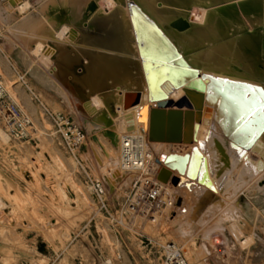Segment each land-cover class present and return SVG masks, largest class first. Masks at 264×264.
Segmentation results:
<instances>
[{
  "label": "rangeland",
  "instance_id": "1",
  "mask_svg": "<svg viewBox=\"0 0 264 264\" xmlns=\"http://www.w3.org/2000/svg\"><path fill=\"white\" fill-rule=\"evenodd\" d=\"M193 3L190 11L199 6V3ZM83 5L82 2L78 4L79 7ZM56 6V0H0V97L17 104L35 124L31 138L17 140L4 127L0 112V264H48L49 244L59 242L65 248L66 242L71 240V233L81 227L95 210L90 188L83 181L81 162L95 178L102 179H107L108 171L116 169L118 164L119 151L108 132L113 124L119 128L120 119H106V116L113 115L111 106L116 102L112 97L100 98L107 94L118 96L123 92L124 87L116 80L119 66L115 67V71L103 74L93 72L91 57L84 53V59L80 58V52L74 45L82 37V32L99 36V31H95L98 27L86 24L83 14L78 22L66 15L63 20L57 21L54 16ZM63 6L68 7L64 3ZM263 7L264 2L258 8L261 18L255 20L254 13L253 17L250 16L256 28L245 50L252 55L251 60L254 56L258 57L264 66ZM231 21L225 22V31L233 29ZM64 23L78 28L80 34L73 38L67 30L65 36L52 38L49 33H44L57 28L60 30ZM175 38L190 54L205 52L209 48V44L204 43L206 39L198 42L200 44L192 42V45L190 40L179 35ZM54 40L66 43L69 56H58L59 48ZM133 41L137 54L151 44L150 36L136 28ZM39 46L44 50L39 51ZM107 46L111 48L102 52L116 54L115 62L125 59L120 50L113 49L112 44ZM230 53L235 58L237 56L238 59L233 61L236 64L245 59L233 50ZM185 54L180 51L179 58L190 63ZM132 58L129 56L126 60L131 61ZM53 61L58 66L51 68ZM195 64L206 68L205 63L196 61ZM257 79L264 87V76L257 74ZM74 82H78L80 91H74ZM144 88L139 85L135 89L139 98L147 91ZM94 98L100 99L99 102H95ZM174 99L168 101L169 107ZM154 105L150 104L151 107ZM49 112L69 114L85 129L87 143L77 157L66 152L60 143ZM136 120H133V126ZM124 125V130L130 128L127 122ZM216 137L213 132L209 139L211 159L199 176L193 179L204 188L200 190V185L192 179L179 178V184L177 182L172 188L182 200L185 199L178 215L175 218L167 215L154 227L140 220L137 224L145 225L146 233L162 241H174L181 245L187 252L189 264H264V155L253 154L249 147L246 157L239 158L235 149L231 148V162L228 167L223 166L224 162L211 142ZM174 148L171 154L180 153L176 146ZM98 150L101 163L97 162L94 154ZM181 153L190 152L185 150ZM97 163L101 164V168ZM227 176L233 183L224 192L217 191L221 188L222 179ZM128 180L121 184L119 192L115 191V196L117 192L122 196L128 195ZM63 186L70 190L71 195H78H74V199L61 195ZM217 194L222 202H217ZM105 235L108 239L107 231ZM214 237H222L226 241L228 253L225 258L214 255L210 244V239ZM123 239L128 243L134 237L127 232ZM87 253L86 244L74 243L60 264H73L75 256ZM131 261H123L122 264H136Z\"/></svg>",
  "mask_w": 264,
  "mask_h": 264
},
{
  "label": "bare ground",
  "instance_id": "2",
  "mask_svg": "<svg viewBox=\"0 0 264 264\" xmlns=\"http://www.w3.org/2000/svg\"><path fill=\"white\" fill-rule=\"evenodd\" d=\"M103 1L105 2L56 0L54 16L57 21L63 20L65 15L77 20L83 14V21L86 24L93 25L94 28L98 27L95 31H99V36L85 35L82 32V37L74 45L76 49L82 50L91 57L90 67L93 72L98 71L103 74L115 71V67L117 69L119 66L116 80L118 85L124 87L123 92L118 96L107 94L100 98L115 99L116 103L111 106L113 115L105 114V116L107 121H112L113 118L120 119L119 128L113 124L108 132L118 151L125 137L123 133L126 129L122 128L125 122L130 126L127 130H132L136 117L149 119L151 108L175 97L171 102V108L182 107L183 110H192L189 113L191 118L183 126L185 142L150 140L149 145L170 146L173 149L177 145H183L191 151L189 154L181 152L171 154L173 152L171 150L165 166L166 170L162 172L164 177L177 176L181 179L193 180L199 176L201 169L206 167L212 156L209 139L213 132L217 137L211 139V142L215 151L221 156L223 166L228 167L231 162V148L235 149L239 158L246 157L245 152L249 147L252 148L253 154L264 155V87L257 79V74L264 76V66L259 62L258 57L254 56L251 60L252 55L246 51L247 49L245 50L246 44L251 41L252 31L256 28L250 16L254 13L256 15L252 16L254 19L261 18L258 8L264 0ZM79 2L84 4L83 7L78 6ZM193 2L199 3L194 12L190 11ZM63 3L68 7L63 8ZM105 3L107 5H104ZM229 20H232L233 29L227 28L229 31H225V22ZM59 28L60 30L57 28L44 33L46 35L49 33L52 38L65 36L67 30L71 32L73 38L80 34L78 28L67 26V23ZM134 28L151 38V44L144 46L139 54L133 41ZM176 35L190 40L191 44L202 43L206 39L204 43L207 42L209 48L205 52L199 50L198 53L197 50V53L190 54L186 48L181 47L175 38ZM220 39L222 41H219ZM53 42L59 48L58 56H69L66 43L61 44L57 40ZM187 42L189 44V41ZM108 44H112L114 50H120L125 57L122 62H115L116 54L102 52L111 48L107 46ZM38 50L44 48L39 46ZM232 50L244 56L242 63L233 62L237 56L235 58L231 55ZM180 51L186 53L192 63L180 59ZM129 56L134 58L127 61L126 58ZM196 61L205 63L206 68L195 64ZM139 85L147 90L141 98L135 90ZM72 87L74 91L81 90L78 82L72 83ZM100 99L94 98L95 102H99ZM150 104L155 105L151 107ZM135 141L142 147L146 144L145 140L138 136L135 137ZM98 153L99 150L94 152L97 162L101 163ZM119 160L118 154V162ZM60 194L67 198L78 195L77 193L71 195L70 190L64 186L61 187ZM212 249L217 258L227 256V254L222 256L213 246Z\"/></svg>",
  "mask_w": 264,
  "mask_h": 264
},
{
  "label": "built area",
  "instance_id": "3",
  "mask_svg": "<svg viewBox=\"0 0 264 264\" xmlns=\"http://www.w3.org/2000/svg\"><path fill=\"white\" fill-rule=\"evenodd\" d=\"M1 99L0 112L9 134L17 140L31 138V132L35 131L31 116L14 102ZM48 116L66 152L77 157L87 143L85 129L69 114L49 112ZM149 132V119L138 118L132 130L123 133L120 160L116 169L108 171L107 179L95 178L81 162L83 181L90 188L95 210L81 227L71 233L68 242L70 245L86 244L92 264H122L128 260L136 264H189L187 252L181 245L162 241L145 232V225L157 226L167 215L175 218L183 206V200L172 190L175 188L174 176L168 181L159 178L169 152L174 149L150 146ZM137 136L145 140L144 147L137 145ZM177 150L189 149L177 145ZM126 180L129 182L128 195L122 196L118 192ZM139 220L146 222L144 227L142 223L137 224ZM105 231L110 238L107 239ZM127 232L133 235L132 242L123 239ZM210 244L222 256L227 254L228 245L223 238L214 237ZM218 244L219 247H215ZM75 261L82 264L85 257L80 254Z\"/></svg>",
  "mask_w": 264,
  "mask_h": 264
},
{
  "label": "water",
  "instance_id": "4",
  "mask_svg": "<svg viewBox=\"0 0 264 264\" xmlns=\"http://www.w3.org/2000/svg\"><path fill=\"white\" fill-rule=\"evenodd\" d=\"M191 109L183 110L182 107L171 108L169 103L165 102L153 107L150 110V132L149 139L152 141H166V142H185L183 136V126L191 118L189 113ZM163 168L159 174V178L163 181H168L169 177L162 175ZM168 175V174H167ZM174 184H177L179 177L172 178Z\"/></svg>",
  "mask_w": 264,
  "mask_h": 264
},
{
  "label": "crops",
  "instance_id": "5",
  "mask_svg": "<svg viewBox=\"0 0 264 264\" xmlns=\"http://www.w3.org/2000/svg\"><path fill=\"white\" fill-rule=\"evenodd\" d=\"M80 52V58H83L84 59V57L86 56L85 54H83L84 52L81 50V51H79ZM54 63L51 65V68H53V67H56V66H58V64H56V62L55 61H53ZM191 150L189 149L188 150V153L190 152ZM232 176V175H231ZM180 178V177H179ZM229 178H231L230 176H227V178L225 179V180H223L222 179V181H221V188L219 189V190H217V191H220V190H222L223 192H224V190L225 189H227L228 188V186H230L232 183H233V180H231V179H229ZM181 179V178H180ZM186 179H188V178H186ZM182 180V179H181ZM188 180H190V179H188ZM230 180V183L229 184H227V182ZM191 181H195L196 183H197V181L196 180H191ZM198 184V183H197ZM198 185H200V190L201 189H203L204 188V186L203 185H201V184H198ZM217 193V192H216ZM217 196H218V194H217ZM217 202H222V199L220 198V196H218V198H217ZM220 238V240L222 239V237H219ZM49 247H50V253H49V255H48V258H49V262H48V264H60L61 263V261L63 260V258H65V256H66V253H67V251H68V249H70V247H71V245L69 244V242H66V246H65V248H63V246H60L59 245V242H57L56 243V245H54V244H49ZM58 247V248H57ZM80 255V254H79ZM78 256V255H77ZM77 256H75L74 258H73V260H74V262L75 263H73V264H76V261H75V258L77 257ZM83 256L85 257V262H83L82 264H87V262H88V264H92V263H90V260H89V253H87L86 255L85 254H83Z\"/></svg>",
  "mask_w": 264,
  "mask_h": 264
}]
</instances>
